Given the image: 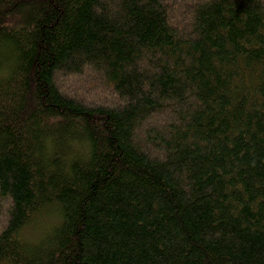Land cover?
Instances as JSON below:
<instances>
[{
    "label": "trees",
    "instance_id": "16d2710c",
    "mask_svg": "<svg viewBox=\"0 0 264 264\" xmlns=\"http://www.w3.org/2000/svg\"><path fill=\"white\" fill-rule=\"evenodd\" d=\"M0 264H264V0H0Z\"/></svg>",
    "mask_w": 264,
    "mask_h": 264
},
{
    "label": "rangeland",
    "instance_id": "374dc122",
    "mask_svg": "<svg viewBox=\"0 0 264 264\" xmlns=\"http://www.w3.org/2000/svg\"><path fill=\"white\" fill-rule=\"evenodd\" d=\"M98 77L94 75L89 69H86L80 75L72 76L67 81V84L70 89L78 93H82L85 97L88 98H99V99H110L111 94L102 89L103 86ZM56 209L49 211L40 221H37L35 225L27 227L23 234L26 238L35 240L39 233L47 229L48 226L54 221V217H57ZM39 223V224H37Z\"/></svg>",
    "mask_w": 264,
    "mask_h": 264
}]
</instances>
